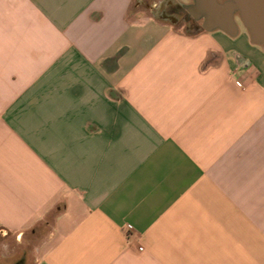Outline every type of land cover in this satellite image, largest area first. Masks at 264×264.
Masks as SVG:
<instances>
[{"label": "crops", "instance_id": "1", "mask_svg": "<svg viewBox=\"0 0 264 264\" xmlns=\"http://www.w3.org/2000/svg\"><path fill=\"white\" fill-rule=\"evenodd\" d=\"M165 1L0 0V264H264V44Z\"/></svg>", "mask_w": 264, "mask_h": 264}, {"label": "water", "instance_id": "2", "mask_svg": "<svg viewBox=\"0 0 264 264\" xmlns=\"http://www.w3.org/2000/svg\"><path fill=\"white\" fill-rule=\"evenodd\" d=\"M228 8L229 23L233 24L234 12L241 8L242 19L252 27L253 42L264 44V31L260 26L264 25L261 20L264 17V0H232Z\"/></svg>", "mask_w": 264, "mask_h": 264}, {"label": "rangeland", "instance_id": "3", "mask_svg": "<svg viewBox=\"0 0 264 264\" xmlns=\"http://www.w3.org/2000/svg\"><path fill=\"white\" fill-rule=\"evenodd\" d=\"M140 8H144L145 13H155L159 16V11H160V5L154 7V8H150L149 6L146 5H140ZM138 8H136V6L134 5L132 10H136ZM170 9L172 10V8L170 7ZM170 9L168 8V10L170 11ZM132 17V16H131ZM177 27L179 28H187L186 24L184 22H180L178 24H175ZM39 241H40V236H36L34 237L32 234H26L25 238L23 239V243L22 244H18L14 238V236H7L6 238H1L0 239V256L2 253L5 252H14V251H22V250H26L28 255L30 257H32L33 255H35L37 253V247L39 246Z\"/></svg>", "mask_w": 264, "mask_h": 264}, {"label": "flooded vegetation", "instance_id": "4", "mask_svg": "<svg viewBox=\"0 0 264 264\" xmlns=\"http://www.w3.org/2000/svg\"><path fill=\"white\" fill-rule=\"evenodd\" d=\"M170 1L172 0H166L160 5L159 16L175 24H178L182 21L186 24L187 28L195 27L196 20L190 15L189 5L177 1ZM170 7L172 8V10L170 9ZM168 8L170 9V11L168 10ZM24 260L25 258L23 257L19 260L10 262L9 264H24Z\"/></svg>", "mask_w": 264, "mask_h": 264}, {"label": "clouds", "instance_id": "5", "mask_svg": "<svg viewBox=\"0 0 264 264\" xmlns=\"http://www.w3.org/2000/svg\"><path fill=\"white\" fill-rule=\"evenodd\" d=\"M185 3H190L191 0H184ZM134 26H140V25H134Z\"/></svg>", "mask_w": 264, "mask_h": 264}]
</instances>
